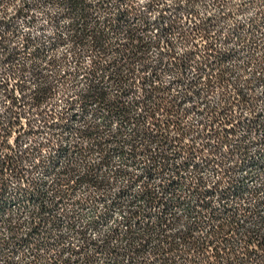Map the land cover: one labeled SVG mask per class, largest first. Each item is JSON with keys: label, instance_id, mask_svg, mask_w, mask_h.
I'll list each match as a JSON object with an SVG mask.
<instances>
[{"label": "rangeland", "instance_id": "1", "mask_svg": "<svg viewBox=\"0 0 264 264\" xmlns=\"http://www.w3.org/2000/svg\"><path fill=\"white\" fill-rule=\"evenodd\" d=\"M20 1L28 4V13H16ZM137 1L141 4L143 0ZM113 2L85 0L83 6L89 11L86 26H102ZM106 5L108 8L104 10ZM263 7L264 0H224L222 4L202 0L194 6L201 16L220 15L211 34L217 51L214 63L223 73V81L213 77L211 85L198 84L187 88L193 92L184 93L187 86L174 84L177 71L160 74L159 81L170 86L169 98L174 94L182 101L175 112L182 114L181 126L188 133L180 137L176 131L170 132L169 145L163 144L164 154L170 160L162 166L161 160L151 161L142 152L130 151L132 146L147 147L151 152L162 148L159 143L133 135L132 120L110 114L95 96L80 99V94L92 83L98 84L99 78L88 74L94 53L81 47V35L71 37L72 19L66 14L71 7L61 0H0V34L5 49L11 52L7 60H0V79L8 77L9 68L20 66L24 71L20 82L27 89L26 96L33 86L51 87L43 95V102L38 103L39 108L29 102L20 104L16 109L21 113L20 124L32 121L40 112L56 114V125L49 129L44 127L37 134L20 130L22 134L16 138L17 131H12L19 125H15L11 135L0 139V143L2 140L14 149L8 152L9 148L2 147L0 153H11L14 159L18 157L15 151L25 146L34 148L37 141L41 145L38 150L41 164L31 174L38 189L17 192L12 175L6 188L0 189V240L5 227L27 224L25 215L31 213L23 205L26 201L36 202L41 195L45 203L43 211L40 209L43 221L56 217L59 234L66 231L69 221L75 225L79 221L92 233L84 221L101 218L104 235L124 249L135 251L131 264H163L167 255L163 233L174 236L190 227L193 235L204 234L210 216L199 205L205 196L212 210L236 211L242 228L264 218V23L258 19ZM110 37L113 42L122 41L119 34ZM169 38L175 55L190 47L179 42L177 33ZM196 42L202 46L204 40L198 38ZM157 53L156 48L148 49V60L155 59ZM189 63L191 66L183 77L188 86L195 66L192 61ZM134 66L138 69L140 65L135 62ZM17 78L10 74L12 82ZM99 85L110 94L116 93L106 78ZM134 94L137 95L127 93L124 98L131 99ZM224 95L230 96L229 105H223ZM5 103L0 93V117L4 115ZM224 106L229 108L223 111ZM210 111L222 112L213 119L220 134L224 122L228 128L242 121L229 138L227 148L219 141L221 135L214 140L201 136L204 133L200 124L209 123ZM230 119L232 122L228 123ZM202 143L208 148L201 150ZM182 147L200 153H175ZM29 161H34V156ZM186 161L196 166L175 174L174 166ZM174 180L181 182L179 186ZM196 182L201 184L199 188ZM195 187L212 191L198 196ZM174 242L175 249L168 256L175 259L188 256L187 248L177 238Z\"/></svg>", "mask_w": 264, "mask_h": 264}, {"label": "trees", "instance_id": "2", "mask_svg": "<svg viewBox=\"0 0 264 264\" xmlns=\"http://www.w3.org/2000/svg\"><path fill=\"white\" fill-rule=\"evenodd\" d=\"M84 1L61 0L62 3L71 7L70 12L66 13L72 19L71 37L77 38L81 35V47L94 53L88 74L91 77L99 78L98 84L92 83L80 94V99L83 101L95 96L98 104L105 106L110 114L119 115L126 121L132 120L135 125L133 135L143 136L147 141L159 143L162 148L151 152L147 147L132 146L130 151L132 153L142 152L149 156L148 159L151 161L161 160L162 166H165L170 159L164 154L163 144L170 142V132L176 131L180 137L187 136L188 133L181 126L182 114L180 115L178 111L175 112L182 101L172 93L169 98L170 86L159 81L160 74L165 71H177L178 77L174 84L178 87L187 86L184 93L193 92L194 90L189 91L187 88L195 87L198 84L211 85L213 77L223 81V73L214 63L217 61V51L211 34L216 27L217 17L220 15L214 13L207 15L206 13L201 16L194 6L202 0H172L170 3H167L166 0H143L141 4L137 3V0H114L110 8V15L105 19L103 25L95 24L89 28L84 23L89 16V11L83 6ZM213 2L222 4L224 0H213ZM79 6L83 7L78 10ZM107 8V5L104 6V10ZM28 11V4L25 1L22 3L20 1L16 13L26 14ZM259 13L258 19L264 23V7L259 10ZM78 21L82 23L79 24ZM173 33H177L180 43L190 45L189 48L177 55H175L174 45L169 38ZM110 34L114 36L119 34L122 41L120 43L113 42ZM198 38L204 40L202 46H197ZM2 41L3 36L0 34V60L5 61L11 56V52L5 49V44ZM150 48L158 50L156 58L152 61H149L146 55ZM190 61L195 66L192 67L194 73L190 81L191 84L188 86L183 77L188 67L191 66ZM135 62L140 65L138 69L134 66ZM11 68H9V72L12 73L18 72L17 74H19L23 71L20 66ZM105 78L116 88L115 94L108 93L103 85H99ZM3 80L0 79V93L4 102H8L10 106L4 110V115L0 117V139L10 134L16 124L12 119L14 115L11 110L15 104L21 101L22 104L29 102L35 105L43 99V95L47 91L51 90L49 85L40 84L31 92L30 96H26L23 94V91L26 90L24 85L19 84L21 98L17 100L13 96L14 89L8 88L7 82ZM134 86L137 88L135 91L132 89ZM126 92H135L137 95L134 94L133 98L125 99ZM223 101L224 103L228 102L226 98ZM208 114L212 121L213 112L210 111ZM146 124L147 126H145ZM208 126L204 124L201 133L209 130ZM201 135L204 136V134ZM2 147L3 149L8 148L1 140L0 149ZM206 148H208L207 144L202 143L201 150ZM3 152L0 153L1 190L5 185L4 174L11 167L17 165L15 161H12V156ZM182 152L186 155H198L200 150L190 152L182 147L175 151V153ZM189 166L195 167L196 164L186 161L174 166L173 170L175 174H179L181 170ZM145 170L149 172L150 168H145ZM173 182L178 186L181 183L179 180ZM196 184L198 188L201 186L198 182ZM215 184L216 182L213 186ZM196 187L194 193L198 196L209 194L212 191H200ZM205 198L206 196L199 205L210 216V222L204 234L195 236L190 227L174 236L163 233L162 238L166 242L164 253L167 254L165 257L162 254L163 264H252L253 261L255 264H264V233L262 232L264 218L261 217L255 224L244 225L242 228L238 222L236 211L212 210L208 199ZM176 238L180 244L187 248L188 256L179 257V259L168 256L175 249L174 240ZM179 260L182 263H179Z\"/></svg>", "mask_w": 264, "mask_h": 264}, {"label": "built area", "instance_id": "3", "mask_svg": "<svg viewBox=\"0 0 264 264\" xmlns=\"http://www.w3.org/2000/svg\"><path fill=\"white\" fill-rule=\"evenodd\" d=\"M23 72L24 71L19 72V74H17L18 72H9L8 77L3 80L7 82L8 88L14 89L13 96L17 100L21 98L18 85H24L23 82H20ZM10 74H12L13 77H18L16 81L12 82ZM24 88L26 89L25 85ZM33 88L35 89V86H33ZM31 92L28 94L29 96ZM26 93L27 89L23 91L24 95ZM225 98L228 101L226 103L223 101ZM221 100L223 105L227 103L229 105L231 103L229 95L227 97L224 95ZM42 102L43 99L39 104ZM20 104H22L21 101L15 104L11 109L14 115L12 119L15 120V125H19L16 138L21 136L22 131L20 130H23V132L26 130L27 133L37 134L42 132L44 127L49 129L56 125V114L45 113L42 115V112L36 114L37 118L32 119V121L28 120L20 124L21 113L16 110ZM39 104L33 105L35 109L37 107L39 108ZM5 106L7 108L10 105L6 102ZM227 107L229 108V106H224L223 111L226 110ZM221 113V111L219 113L216 111L213 112L214 121L217 114L220 115ZM208 120L209 123L200 124L201 129H203L204 124L209 125V130L202 132L204 136H206L205 138L214 140L217 136L221 135L220 138H222V140L219 141L224 143L223 147L225 148L230 146L229 138L235 133L236 128L242 125L240 123L242 121L240 120L236 125L232 124L231 127L227 128L225 127L227 123L224 122V125L220 128V134L218 131L219 125L216 126L213 120ZM231 122L232 119L228 120V123ZM16 131L17 130H14L12 132ZM36 143L34 148L25 146L23 149L21 148L15 151V155H18V157H16V159L13 158L12 161H15L17 165L11 167V169L7 170L4 174V188L8 185L7 180H10L12 175L16 179L14 187L17 189V192L29 193L38 189V183L35 182L31 176L32 172L41 164V160L38 157V150H41V145L38 141ZM7 146L9 148H7L8 152L14 151L12 147L10 148L9 145ZM8 154L12 156L11 153ZM31 156H34V161L30 163L29 159ZM26 162H28V164H26ZM43 199L41 195L36 202L29 203V201H26L23 205L27 207V211L31 213L30 216L25 215L27 221L25 226H7L4 228L3 237L0 240V264H131L135 251L131 248L124 249L116 240L104 235L100 229L103 225V219L90 217L84 221L86 227L93 231L92 233H88L85 227L81 223H78L79 221H76V225L69 221V224L65 226L66 231L59 234L61 230L59 229L56 217H52L46 222L43 221L44 218L41 213L45 205ZM1 234L2 233H0V235Z\"/></svg>", "mask_w": 264, "mask_h": 264}]
</instances>
